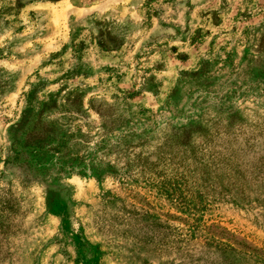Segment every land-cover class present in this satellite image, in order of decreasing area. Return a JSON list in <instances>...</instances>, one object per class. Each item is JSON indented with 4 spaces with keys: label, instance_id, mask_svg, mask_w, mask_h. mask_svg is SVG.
<instances>
[{
    "label": "rangeland",
    "instance_id": "1",
    "mask_svg": "<svg viewBox=\"0 0 264 264\" xmlns=\"http://www.w3.org/2000/svg\"><path fill=\"white\" fill-rule=\"evenodd\" d=\"M0 264H264V0H0Z\"/></svg>",
    "mask_w": 264,
    "mask_h": 264
},
{
    "label": "trees",
    "instance_id": "2",
    "mask_svg": "<svg viewBox=\"0 0 264 264\" xmlns=\"http://www.w3.org/2000/svg\"><path fill=\"white\" fill-rule=\"evenodd\" d=\"M25 96L27 97V100L33 99L32 94H25ZM25 117L26 119L20 120L19 123L15 124V129L20 130L28 126L27 129H29L30 132L27 138L31 141V143L29 144V146L20 147L22 149L27 148L28 150L26 151L34 156V158L30 160L33 165L38 166L43 171L45 170L46 173H48L49 169L52 168L58 170L60 173L64 172L68 175L77 174L79 176H99V174L102 172L101 156L97 157L96 153L89 159H82V157L79 156L76 160V166H73V163H67L66 161H64V157L69 151L70 146L68 144L67 138H65L66 136H62L58 139H56L55 137L53 138L50 132L51 130L46 127V124L44 122H41L39 120V117L37 122H33V125H28L30 113L26 114ZM116 120L118 121V118H116ZM116 120H112V123L116 124ZM13 138H16V136ZM54 140L57 141L56 144H50ZM97 148L99 149V152L101 151L100 155H104L108 152V149L104 146V144H99ZM24 154L25 153L23 151L17 152L16 156H14L13 159L19 161L21 158H23ZM55 154L59 155V157H57L59 161L53 163L52 159L53 155L55 156ZM160 187H162V185ZM179 201L181 203L185 202L184 198L182 197H180ZM188 213L192 215L191 210H189Z\"/></svg>",
    "mask_w": 264,
    "mask_h": 264
}]
</instances>
